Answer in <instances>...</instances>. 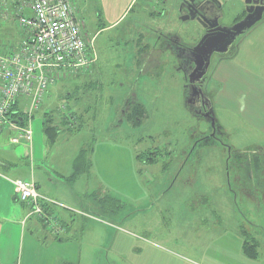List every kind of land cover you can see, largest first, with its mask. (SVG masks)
<instances>
[{"label": "rangeland", "instance_id": "obj_1", "mask_svg": "<svg viewBox=\"0 0 264 264\" xmlns=\"http://www.w3.org/2000/svg\"><path fill=\"white\" fill-rule=\"evenodd\" d=\"M73 1L78 4L77 0ZM128 22L131 26L132 22ZM13 25L12 21L0 19V45L9 44ZM128 27L129 24L123 23L97 38L99 61L105 64L99 81L64 75L63 79L57 78L49 86L43 98V108L32 118V128L43 132V112L53 113L54 123L60 113L67 114L69 123L77 125L74 113H68L79 108L84 110L81 130L74 131V125H59L58 145H49V151L45 149V153L48 158L57 160L65 152V146H69L72 152L83 147L96 169L106 171L98 174L102 182L97 189L103 205V210L99 207L102 213L92 209L84 216L100 217L103 223L115 225L111 240L114 233L131 236L138 245L134 252L137 254L131 258L132 264L151 263L155 258L153 253L164 255L156 257L162 264H204L200 262L199 256L202 255L198 250L212 240H227L225 249L230 250L227 254L233 258L231 253L241 234L248 239L256 233L264 236V186L260 185L259 176L256 177V166L249 167L254 169L251 178L248 169L240 162L244 158L238 159L241 155L247 157V153L251 154L253 146L232 149L221 143L196 145L195 139L209 130L210 124L188 107L183 71L170 70L167 65L159 66V57H165L159 50L145 55L148 59L143 67L127 69L120 65L116 68L117 56L124 57L123 41L133 39L134 34L128 33ZM130 45L134 49L132 42ZM70 92L71 97L66 96ZM127 101L143 105L145 116L139 124L132 125L120 114ZM222 118L226 120L224 116ZM261 177L264 181V169ZM142 194H181V200L173 196L160 199L159 196L155 207L142 205L134 208L132 213V208L138 205L135 202L137 197ZM114 199L120 200V208ZM174 202L180 209L171 208ZM203 209H207V215L196 214ZM57 210L62 208L57 207ZM108 210L114 216H109ZM57 215L61 224L62 218ZM146 216H150V227L144 229L142 224ZM36 222L38 235L34 234L40 245L33 249L37 253L35 257L54 253L63 255L67 247L61 244L68 241L64 239L65 233L60 234L61 243L54 242L51 228ZM40 228L52 237L44 240L46 235ZM109 238L110 233H106L100 241L97 239L96 247L89 249L90 254L85 249L76 264H115L104 258L111 244ZM88 241L92 246V238ZM142 247L146 253L149 250L143 258L141 253L138 254ZM214 249L219 250L216 244ZM23 254L22 262L26 256L25 252ZM168 256L172 258L171 263Z\"/></svg>", "mask_w": 264, "mask_h": 264}, {"label": "crops", "instance_id": "obj_2", "mask_svg": "<svg viewBox=\"0 0 264 264\" xmlns=\"http://www.w3.org/2000/svg\"><path fill=\"white\" fill-rule=\"evenodd\" d=\"M182 1L77 0L76 11L83 20L87 39L93 40L97 61L89 70L79 71L71 76L78 79L89 78L92 82L100 80V71L105 64L99 61L100 55L97 52L96 40L103 32L113 31L119 26L121 27L123 23L129 24L128 33L134 35L133 39L126 38L123 41L124 57L117 56L119 62L115 64L116 68L120 65L127 69H130L131 66L138 67L141 65L143 67L148 59L145 55L148 56L149 53L153 54L159 50L160 54L165 56H160L158 62L156 61L159 66L163 65L165 67L167 65L170 70L174 69L182 72L179 60L169 44L172 40H177L185 46L192 47L205 34V28L197 20L183 19L186 12L180 10ZM215 1L214 10L218 13L220 26H232L246 14L244 0ZM128 20L132 22L131 26ZM12 24L15 26H12L13 34L10 36V42L18 43L23 37V32L19 30L16 23L12 22ZM130 42L134 44V49ZM1 48H3L2 45H0ZM120 62L123 64H120ZM183 78L185 85L184 75ZM98 83L100 85V82ZM203 88L209 97L213 116L223 131L222 135H218L219 138L208 145L221 143L222 146H231L232 149L239 146H245V148L253 146L252 153L246 152L248 154L246 156L250 160L254 159L257 163L255 170H257L258 175H256V172L255 175L256 177L259 176V183L264 186L261 177L264 169V12L262 19L240 35L226 53L213 56ZM71 95L70 92L66 96L71 97ZM47 100L50 101L48 98ZM29 102L28 98L19 97L15 104V112L25 117ZM129 103L130 101H127L124 104L125 109L120 111V114L125 118L128 117ZM42 108L41 105L33 113V117ZM69 113H74L75 120L78 119L77 128L74 131H80L83 125L82 121H84V110L79 108ZM62 114L56 116L55 124L53 113L43 112L42 124L45 119L50 118L53 125L57 127L64 125ZM23 117L17 121L18 117L13 116L11 121L20 125L23 122ZM32 130L31 145L10 142V138L17 134L16 128L7 127L0 131V173L11 179L33 181L42 194L66 206L62 210H57V207L53 206L47 208V210L58 213L62 218L61 225L64 228V239L68 241L61 245L67 248L63 251V255L54 253L35 257L37 253L33 249L36 246L38 249V245H40L35 237L38 232H35L38 226L36 220L39 221V219L27 217L28 207L16 198L13 185L9 180L0 176V264H28L29 261L36 264H76L82 259L85 249L90 254L89 249H94L96 240L99 239L100 241V238L105 237L106 233H110L109 242L111 243L108 253L104 256L106 261L115 264L117 262L132 264L131 258L134 254H137L134 253L136 251L135 246H138L134 244L133 238L114 233L111 240L112 229L115 225L103 223V219L100 217L86 218L84 216V214H89V210L92 209L99 214L102 213L99 207L103 210V205L98 196L99 193H97V189L102 182L98 178V174H105L106 171L101 172L96 169L90 155L84 152L83 147L75 148L72 152L69 146H65V152L61 158L57 160L48 158L45 149L49 151V148H47L49 145L57 146L58 137L51 144L43 132L41 133L36 128H32ZM72 130L70 129V131ZM81 153L84 157L76 163ZM245 164L250 177L253 178L254 169L251 168L250 170L249 164ZM178 195L142 194L137 197L135 202H138V205L132 208V213H134V208L137 209L142 205L147 207V205L152 204V208L155 207L159 196H161L160 199L164 196H173L177 200H181V194ZM116 200L114 199V201ZM116 203L120 208L122 205L120 200H117ZM171 208L178 210L180 206L174 202ZM76 211L81 214H75ZM166 212L168 211L166 210ZM206 213L207 209H203L196 214L207 215ZM107 214L114 216L109 210ZM156 214L157 212L154 213V215ZM211 214L213 216L212 212ZM150 216H146L142 224L144 229L150 227ZM41 231L43 230L41 229ZM44 233L46 235L45 237L42 235L44 240L52 237V234ZM243 236L241 234V237L238 238L239 241L234 244L235 249L231 253L233 258L227 254L228 248L225 249V246L228 245L227 240L226 242L224 240H212L209 245L202 244L201 250H198L202 255L199 256L202 260L200 262L204 264H264V236L261 237L256 233L253 238L248 240L254 246V257H250L244 252ZM91 238L92 246L89 245L88 241ZM61 239L60 236L54 235L53 241L61 243ZM54 242H52L53 245ZM213 243L217 245L218 251L214 249L215 244L213 245ZM24 252L26 256L22 262L21 258L24 256ZM228 252L230 254V250ZM140 253L143 258L149 253V250L146 253V250L142 247L141 251H138V254ZM153 254L155 258L151 260V263L145 261L144 264H162L156 257L164 255ZM168 258L171 263L172 258L169 256Z\"/></svg>", "mask_w": 264, "mask_h": 264}, {"label": "built area", "instance_id": "obj_3", "mask_svg": "<svg viewBox=\"0 0 264 264\" xmlns=\"http://www.w3.org/2000/svg\"><path fill=\"white\" fill-rule=\"evenodd\" d=\"M76 7L73 0H0V19L16 23L23 32L20 42L0 49V131L17 129L11 143L31 145L33 113L57 78L89 70L97 61ZM19 97L30 101L20 125L8 117ZM0 176L9 180L16 198L28 207L27 217L39 219L54 235L64 232L57 213L47 208L66 206L42 194L33 181Z\"/></svg>", "mask_w": 264, "mask_h": 264}, {"label": "water", "instance_id": "obj_4", "mask_svg": "<svg viewBox=\"0 0 264 264\" xmlns=\"http://www.w3.org/2000/svg\"><path fill=\"white\" fill-rule=\"evenodd\" d=\"M246 4L245 16L237 21L235 24L229 27L220 26L218 23V13L214 10L215 0H183L180 4V10L186 12L183 16L186 19L197 20L204 28L205 34L201 37L198 43L194 46L192 53L199 54L206 51V60L204 68L197 66L196 70H199V74L196 78L188 79V83L191 86L198 85L201 87L204 83V75L211 63V55L213 53L224 54L232 46L233 42L242 35L246 30L250 29L253 25L262 19L264 12V0H244ZM199 58L196 56L195 62ZM201 61V62H202ZM203 117L207 118L211 127H216V119L213 116L212 110L203 114Z\"/></svg>", "mask_w": 264, "mask_h": 264}, {"label": "flooded vegetation", "instance_id": "obj_5", "mask_svg": "<svg viewBox=\"0 0 264 264\" xmlns=\"http://www.w3.org/2000/svg\"><path fill=\"white\" fill-rule=\"evenodd\" d=\"M169 45L174 50L175 55H176L177 59L179 60V66H180L181 70L184 72V76H185L184 87H185L186 103H187L188 107L195 114L203 117V114L208 112L209 109L212 110L210 107L209 97L203 88L207 73L204 75V83H203V85H201V87L198 85H194V86L189 85L188 79H190V77L196 78L198 76L199 70L195 71V69L197 66H202V67L204 66L205 61H202V60H206V56H207V54H205L206 51L204 50L203 53L200 52L199 54L198 53L194 54V53H192L194 50V46H192V47L185 46V45L179 43L177 40H172V42ZM215 54H217V53H213L211 55V59L213 58V56ZM196 56H199V58H197V60L195 62ZM208 70H209V68H208ZM208 70H207V72H208ZM205 119L208 120L207 118H205ZM216 125L217 126L214 128L211 127V125H210L209 130H207L205 133H203L202 135L197 137L195 139L197 141L196 145H198V143H200V145L201 144L208 145L209 143H211V142L215 141L217 138H219V136L221 135V128L218 126L217 122H216ZM243 158H244V160L240 161L243 166H246L245 163H248L249 166H251V167L252 166H254V168H255V166L257 167V163H255L254 159L250 160V158H247V157H242V156L238 157L239 160H242ZM250 170H251V168H250Z\"/></svg>", "mask_w": 264, "mask_h": 264}, {"label": "trees", "instance_id": "obj_6", "mask_svg": "<svg viewBox=\"0 0 264 264\" xmlns=\"http://www.w3.org/2000/svg\"><path fill=\"white\" fill-rule=\"evenodd\" d=\"M128 105H129V108H128L129 112H128V117H127L128 121H130L132 123V125L139 124L140 121L145 116V109H144L143 105H141V103L135 102V101L130 102ZM68 114L72 115L71 113H68ZM13 116L18 117L17 121H19L23 117L22 114L15 112V105H13L10 112L8 113V117L10 120ZM62 117H63L62 120H63V122H65V124H68L69 126L74 125V123L73 124L69 123L70 119L68 118L67 114L63 113ZM24 119H25V117H23V121H24ZM73 127L77 128V125L75 124ZM43 133L45 134L49 143L53 144L57 139V136L59 133V128L52 124V120L50 118H47L43 122ZM222 134H223V131L221 129V135ZM83 157H84V155H83V153H81L79 155V157L77 158L76 163H78ZM243 235H244L243 236L244 237L243 250L248 256L254 257V246L249 243V241H248L249 239H248V237L245 236L244 233H243Z\"/></svg>", "mask_w": 264, "mask_h": 264}]
</instances>
